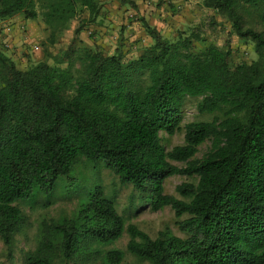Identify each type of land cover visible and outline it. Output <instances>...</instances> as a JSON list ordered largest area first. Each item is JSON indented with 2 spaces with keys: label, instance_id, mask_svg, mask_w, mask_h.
I'll use <instances>...</instances> for the list:
<instances>
[{
  "label": "trees",
  "instance_id": "obj_1",
  "mask_svg": "<svg viewBox=\"0 0 264 264\" xmlns=\"http://www.w3.org/2000/svg\"><path fill=\"white\" fill-rule=\"evenodd\" d=\"M201 2L252 42L254 61H231L230 41L167 40L142 18L152 44L128 60L118 48L104 55L71 45L52 63L18 69L0 50V239L8 250L26 224L15 203L51 193L81 159L145 193L150 211L169 207L185 217L177 221L184 238L165 229L152 239L96 185L73 214L39 224L23 264H121L125 252L148 264H264V33L245 28L246 19L264 22V0ZM100 9L99 0H0V21L20 15L41 23L47 47L85 15L77 40ZM194 38L203 42L199 51ZM190 99L212 119L182 125ZM180 131L184 143L166 151L162 134ZM175 175L191 180L175 187L181 199L164 194ZM124 233L122 251L114 244Z\"/></svg>",
  "mask_w": 264,
  "mask_h": 264
},
{
  "label": "rangeland",
  "instance_id": "obj_2",
  "mask_svg": "<svg viewBox=\"0 0 264 264\" xmlns=\"http://www.w3.org/2000/svg\"><path fill=\"white\" fill-rule=\"evenodd\" d=\"M99 1L101 5L99 17L96 22L83 25L77 40L73 41L74 30L81 24L85 15L73 20L69 28L59 36L55 45L47 47L43 45L48 35L47 31L41 27V23L32 21L33 30L40 38L34 42L38 47L36 56L31 53L32 48L29 49V47L23 48V51L20 52V59L8 54L9 50L6 45V48L0 46V50L16 64L18 69H26L44 59L52 63V57L62 54L71 45L74 48L87 47L104 55H112L118 48L128 60L136 58L144 48L152 44L150 37L138 21V18H142L167 40L175 41L179 36L193 34L204 43L214 44L218 47H224L226 41H230L231 61L249 64L256 59L252 42L237 37L226 19L213 10L205 8L201 0H132L135 8L131 4H121L120 0ZM18 16L20 20L23 19L22 16ZM248 27L256 32L264 33V22L258 18L246 19L245 28ZM192 41L196 51L203 47V42L195 38ZM196 106L197 101L194 99L187 102L183 111L182 125L212 119V116L198 114ZM161 137L166 151L184 143L183 131L177 132L169 138L164 134ZM209 147L210 141L204 142L198 148L195 158L200 159ZM171 164L178 167L183 166V164L175 162H171ZM190 181L185 176H171L164 181V194L181 199L175 192V187ZM96 185L102 186L105 195L114 200L117 212L124 216L128 223L134 224L150 238L155 239L158 233L165 229L170 230L177 237H185L177 226V221L184 220L185 217L177 219L174 211L169 207L157 212L150 211L145 193L139 195L130 185H121L117 177L106 169L103 163L81 159L73 166L68 177H62L58 181L51 193L39 194L28 200L15 203L25 215L26 224L22 231L15 235L11 250H8L0 239V264H23L27 253L35 247V236L39 224L42 221L48 223L56 221L62 214L68 216L73 214L77 208L78 200L84 198L86 192ZM47 198L54 199V203L45 206L44 202ZM127 242L128 237L124 233L114 244V247L125 251ZM121 264L148 263L139 262L125 252Z\"/></svg>",
  "mask_w": 264,
  "mask_h": 264
},
{
  "label": "crops",
  "instance_id": "obj_3",
  "mask_svg": "<svg viewBox=\"0 0 264 264\" xmlns=\"http://www.w3.org/2000/svg\"><path fill=\"white\" fill-rule=\"evenodd\" d=\"M41 27H44L40 24ZM33 22L31 20L21 19L19 16H15L11 19L1 20L0 21V46H8L7 53L21 57L23 48L31 49V53H34V56L38 54V47L34 44L35 40L40 39L33 30ZM6 27L10 28V31L6 30ZM6 48V47H5ZM20 59V58H19Z\"/></svg>",
  "mask_w": 264,
  "mask_h": 264
},
{
  "label": "built area",
  "instance_id": "obj_4",
  "mask_svg": "<svg viewBox=\"0 0 264 264\" xmlns=\"http://www.w3.org/2000/svg\"><path fill=\"white\" fill-rule=\"evenodd\" d=\"M6 30H7V31H10V28L6 27ZM6 46H7V45H6Z\"/></svg>",
  "mask_w": 264,
  "mask_h": 264
}]
</instances>
